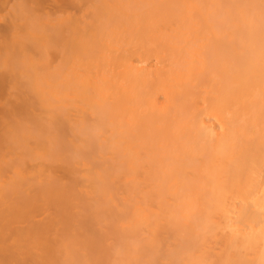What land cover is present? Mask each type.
<instances>
[{
	"label": "bare ground",
	"instance_id": "6f19581e",
	"mask_svg": "<svg viewBox=\"0 0 264 264\" xmlns=\"http://www.w3.org/2000/svg\"><path fill=\"white\" fill-rule=\"evenodd\" d=\"M70 1L2 18L0 264H264V0Z\"/></svg>",
	"mask_w": 264,
	"mask_h": 264
},
{
	"label": "rangeland",
	"instance_id": "374dc122",
	"mask_svg": "<svg viewBox=\"0 0 264 264\" xmlns=\"http://www.w3.org/2000/svg\"><path fill=\"white\" fill-rule=\"evenodd\" d=\"M19 0H0V20L3 18V19H5V18H9L10 16H7L6 17V15H10V12H11V9H12V7L14 6V5H16V4H18V3H23L24 1H27L26 3H28V5L30 4V6L31 7H38V8H40V10L42 11L43 10V13H47V12H49V14H54L55 13V15H57L59 12H61L62 14L64 13H68V14H73V15H76V14H78L79 12H80V8H83V7H81L82 5L80 4V3H78V2H71L70 0H40L41 2L39 3V4H36V3H32V1H29V0H22L23 2H18ZM69 1H70V4H69ZM30 2V3H29ZM9 3V4H8ZM35 4V5H33L32 6V4ZM76 3V4H75ZM14 4V5H13ZM23 5H25V4H23ZM42 5H43V7H42ZM81 5V6H80ZM26 6V5H25ZM30 6H28L29 7V9H30ZM7 8V9H6ZM8 8H10V10L8 9ZM38 8L37 9H35V8H31L32 10H34L35 12L37 11V14H40V13H42L41 11L39 12V10H38ZM42 8V9H41ZM30 9V10H31ZM7 10V11H6ZM46 11V12H45ZM42 13V14H43ZM1 14H3L2 15V17H1ZM60 14V13H59ZM42 16V15H41ZM54 16V15H53ZM2 19V21L0 22V32H2V28L4 27V25H5V23L4 22H6L7 20H3ZM56 60V59H55ZM5 98L6 99H8V97L6 96V94L4 95V94H1L0 93V103H5ZM13 98H14V96H13ZM13 98L11 99V100H13ZM9 157V156H8ZM7 157V160L9 159ZM9 161V160H8ZM4 169H5V167H4ZM7 169V168H6ZM5 172H6V175H9L8 173H7V170H5Z\"/></svg>",
	"mask_w": 264,
	"mask_h": 264
}]
</instances>
